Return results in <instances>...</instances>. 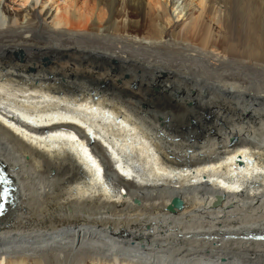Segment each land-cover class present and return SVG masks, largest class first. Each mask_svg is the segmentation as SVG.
<instances>
[{
    "label": "bare ground",
    "instance_id": "obj_1",
    "mask_svg": "<svg viewBox=\"0 0 264 264\" xmlns=\"http://www.w3.org/2000/svg\"><path fill=\"white\" fill-rule=\"evenodd\" d=\"M188 1L0 0V264H264V0Z\"/></svg>",
    "mask_w": 264,
    "mask_h": 264
},
{
    "label": "water",
    "instance_id": "obj_2",
    "mask_svg": "<svg viewBox=\"0 0 264 264\" xmlns=\"http://www.w3.org/2000/svg\"><path fill=\"white\" fill-rule=\"evenodd\" d=\"M0 212H5L7 206L13 203L15 199L16 186L9 173L6 171L5 164L0 160ZM175 207L181 209L183 202L181 199L174 200ZM261 235V236H259ZM250 238L255 240H264V234H251Z\"/></svg>",
    "mask_w": 264,
    "mask_h": 264
},
{
    "label": "rangeland",
    "instance_id": "obj_3",
    "mask_svg": "<svg viewBox=\"0 0 264 264\" xmlns=\"http://www.w3.org/2000/svg\"><path fill=\"white\" fill-rule=\"evenodd\" d=\"M176 1H178V0H176ZM182 2L185 3V2H189V1H188V0H180V3H178L177 6L180 5ZM177 12H179V10H178ZM181 28H182V26L179 27V30H178V31H180V30L182 31L183 28H182V29H181ZM176 32H177V31H176ZM240 38H241V37L238 38V42H239V39H240ZM240 41H241V39H240ZM239 44H241V42H239ZM240 46H241V45H240ZM55 56H56L57 58H61V59H62V58H63V59H66V58L68 57V55H62V56H57V55H55ZM65 57H66V58H65ZM63 59H62V60H63ZM113 67H114V66H113ZM114 69H115V70H114V71H115L114 74L118 73V71H117V66H116V65H115V68H114ZM123 77H124V75H121V74H120V79L123 78ZM120 81H123V79H121ZM120 81H119V82H120ZM120 83H121V82H120ZM168 94H170V92H168ZM177 97H178V96H177ZM150 102H152V100L149 98V103H150ZM189 105H190V104H189ZM149 108H150V107H149ZM151 109H155V106H152ZM87 135L90 136V133H88ZM240 231H241V232H240ZM238 232H239V233L237 234V236L231 235V234H229V233H222V234H227V235L230 236V237H228V238H231V237H241V236H242L241 234L246 233V232H244L243 230H239ZM177 236H178V235H177ZM217 237H218V236H217ZM222 238H226V237H222Z\"/></svg>",
    "mask_w": 264,
    "mask_h": 264
}]
</instances>
